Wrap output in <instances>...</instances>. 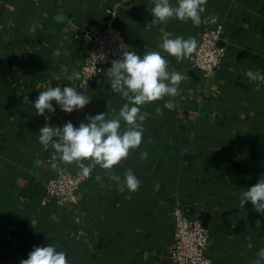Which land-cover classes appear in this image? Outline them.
<instances>
[{
    "label": "crops",
    "instance_id": "obj_1",
    "mask_svg": "<svg viewBox=\"0 0 264 264\" xmlns=\"http://www.w3.org/2000/svg\"><path fill=\"white\" fill-rule=\"evenodd\" d=\"M152 4L0 0V264H19L34 246L49 243L65 251L70 264H172L179 205L207 229L215 264H264L258 256L264 213L239 198L264 174V82L246 76L248 69L264 71V0H203L198 25L174 17L152 24ZM109 10H117L116 25L132 49L159 51L168 70L181 73L178 95L140 106V146L111 169L96 164L77 205L43 206L47 179L59 169L75 172L77 164L57 158L58 167H51L54 150L38 140L46 121L32 104L39 91L72 85L90 99L73 113L58 106L48 113L47 122L59 126L70 120L78 127L86 115L101 112L110 119L129 103L111 89L108 68L84 91L73 75L81 74L90 47L76 35L90 25L104 29ZM33 23L36 30L29 31ZM219 25L228 51L212 79L191 69L194 51L178 61L159 47L161 28L170 37L195 38L197 47L201 32ZM169 99L172 109L165 107ZM129 169L140 180L136 191L124 186Z\"/></svg>",
    "mask_w": 264,
    "mask_h": 264
},
{
    "label": "clouds",
    "instance_id": "obj_2",
    "mask_svg": "<svg viewBox=\"0 0 264 264\" xmlns=\"http://www.w3.org/2000/svg\"><path fill=\"white\" fill-rule=\"evenodd\" d=\"M150 11L154 16L152 24L167 23L170 18L180 20L190 19L193 24H200L201 13L204 11L203 0H176L175 5L170 0H153ZM33 23L29 31H35ZM159 47L174 56L178 61L191 54L196 48L195 38L185 39L182 36L170 37L164 29ZM121 59L114 60L107 69L111 89L127 98L117 116L106 118L107 113L86 115L85 122L75 126L70 120L63 126L48 123L58 106L65 113H73L83 109L89 102L88 96L78 88L71 86H51L39 91L38 97L32 102L35 115L43 116L46 123L39 129L38 140L44 149H53L51 167L57 168V158L66 163L75 162L79 165L80 175L88 177L93 167L99 164L101 168L111 169L123 158L130 149L138 148L142 142L144 115L140 114V106L146 102L160 100L165 96L178 95L182 75L178 71L168 70V61L159 51H146L143 55L130 47L122 45ZM80 78V73L73 74ZM246 76L250 82H264L262 69H248ZM28 99V97H27ZM55 101V105L53 104ZM165 107L172 109L171 99L165 101ZM127 125L121 129V121ZM142 152V158L147 157ZM88 161V163H85ZM140 180L129 169L125 175L124 186L130 191H136ZM123 190V187L121 188ZM240 204L245 206L251 202L254 208L264 213V174L254 185L239 191ZM258 256L264 259V248ZM19 264H70L67 253L58 250L54 243L44 246H34L26 259ZM261 264V260L255 261Z\"/></svg>",
    "mask_w": 264,
    "mask_h": 264
},
{
    "label": "built area",
    "instance_id": "obj_3",
    "mask_svg": "<svg viewBox=\"0 0 264 264\" xmlns=\"http://www.w3.org/2000/svg\"><path fill=\"white\" fill-rule=\"evenodd\" d=\"M108 14L104 29L100 30L96 25H90L76 35L77 39H84L90 45L81 67L79 84L83 91L88 90L90 82L111 67L114 60L122 58L124 50L122 45L129 46L116 25L117 10H109ZM198 42L189 59L190 67L200 72L205 79H212L224 63L228 51V42L223 36V25L205 28ZM129 50L136 51L131 47ZM138 54L143 55L140 52ZM92 176L93 172L88 177L80 175L79 165L75 172L57 170L47 179L42 205L46 206L48 201L59 207L77 205L81 188ZM173 218L175 219L173 241L168 251V258L172 264H215L207 254L210 238L202 221L191 218L180 205L174 209Z\"/></svg>",
    "mask_w": 264,
    "mask_h": 264
}]
</instances>
